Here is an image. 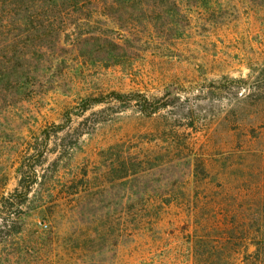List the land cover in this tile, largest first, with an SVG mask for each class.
<instances>
[{
    "label": "rangeland",
    "instance_id": "374dc122",
    "mask_svg": "<svg viewBox=\"0 0 264 264\" xmlns=\"http://www.w3.org/2000/svg\"><path fill=\"white\" fill-rule=\"evenodd\" d=\"M78 2L0 8V264H149L196 194L264 216V0Z\"/></svg>",
    "mask_w": 264,
    "mask_h": 264
},
{
    "label": "trees",
    "instance_id": "16d2710c",
    "mask_svg": "<svg viewBox=\"0 0 264 264\" xmlns=\"http://www.w3.org/2000/svg\"><path fill=\"white\" fill-rule=\"evenodd\" d=\"M0 0L2 13L13 11L16 13L29 14L31 7L39 4L40 8L66 10L70 6L78 7V0ZM106 7V4H104ZM101 6L100 8L104 7ZM80 6V5H79ZM20 61L21 58H16ZM5 62V61H4ZM0 68L6 69L4 65ZM2 77V76H1ZM116 99H121L123 95L114 94ZM85 109L92 105L105 102L104 98L90 99ZM5 101L0 97V108H5V113L0 116V151L10 149L15 141L13 125L6 115ZM4 112L1 111L0 114ZM14 139V140H13ZM20 146L13 147V151H19ZM196 178H201V183L206 179V167L203 162L198 163L196 168ZM203 179V180H202ZM36 183L34 178L20 181V185L25 189V195H28ZM196 206L194 210L195 230L188 236L181 252L177 254L160 255L151 260L149 264H264V216L259 213H236L220 220L206 221L202 207L203 202L199 194H196ZM211 207V206H209ZM255 250L249 253V248Z\"/></svg>",
    "mask_w": 264,
    "mask_h": 264
}]
</instances>
